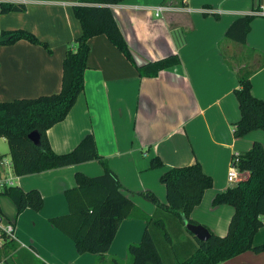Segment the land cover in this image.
Instances as JSON below:
<instances>
[{
  "label": "crops",
  "instance_id": "crops-1",
  "mask_svg": "<svg viewBox=\"0 0 264 264\" xmlns=\"http://www.w3.org/2000/svg\"><path fill=\"white\" fill-rule=\"evenodd\" d=\"M16 1L25 5V11L0 15V31H28L46 43L50 52L23 40L0 45V102L56 94L66 46L80 34L71 10L76 0ZM158 6L167 11L155 17ZM256 9L259 15L253 14ZM110 10L136 66L169 56L177 57L178 64L154 77H139L105 37L90 38L83 91L65 118L45 136L54 153L64 154L85 134H91L97 154L133 204L131 217L120 222L105 255L77 254L72 241L48 219L67 213L63 192L75 186L74 175L98 176L100 165L89 161L15 176L16 187L36 190L42 206L38 212L25 209L16 216L13 203L0 196V215L13 228L6 264L128 262L125 248L140 241L143 218L154 210L139 193L150 192L164 204L160 174L194 163L211 178L212 185L188 218L222 237L232 209L212 207L211 200L233 185L226 180L233 155L245 152L253 142L264 148L262 131L239 139L232 136L238 120L233 95L237 77L248 75L251 96L264 97V0H123ZM249 14L255 16L244 44L225 39L228 26ZM7 155V144L0 138V159ZM153 157L159 159L161 168L148 169ZM247 175L239 172V180ZM176 238L174 252H169L172 259L187 255L196 245L182 223ZM263 243L264 226L252 237L253 245ZM219 264H264V252H244Z\"/></svg>",
  "mask_w": 264,
  "mask_h": 264
},
{
  "label": "trees",
  "instance_id": "trees-1",
  "mask_svg": "<svg viewBox=\"0 0 264 264\" xmlns=\"http://www.w3.org/2000/svg\"><path fill=\"white\" fill-rule=\"evenodd\" d=\"M122 1L76 0L71 10L79 23L80 34L67 44L64 51L59 91L33 99L0 102V138L7 144L12 173L16 177L89 161H96L100 165L102 173L98 176L74 175L75 186L63 192L67 213L48 219L53 228L72 241L77 254L88 253L97 257L106 254L120 222L131 217L133 204L124 195L116 175L97 154L91 134H85L69 152L56 154L50 149L45 132L65 118L83 91V72L90 38L105 37L134 67L139 77H154L159 71L178 64L174 56L141 66L133 63L110 10V7ZM24 11L23 3L0 0V15ZM254 16L249 14L235 19L225 30L224 38L244 44ZM0 36L7 38L0 45L23 40L50 52L46 43L22 29L0 31ZM233 95L238 108L233 138H242L252 131L264 133V97L256 99L251 96L248 75L237 77V88L233 90ZM31 132L38 135L37 145L27 139ZM161 167L156 157L149 160L148 169ZM235 168L240 173L246 172L247 177L216 193L211 200L212 207L226 205L232 209L224 236L207 231L209 237L206 241L195 240L196 245L187 255L181 253L182 256L176 255L174 259L169 255L175 247L172 237L176 238V230L181 233L182 221L196 225L188 216L200 203L203 193L211 188L212 181L201 171L198 163L162 172L158 181L164 187V204L159 203L150 192L139 193L154 206V210L150 216L143 218L140 241L126 246L129 264H219L244 252H264V243L257 246L252 244L253 235L264 226L263 146L253 142L248 150L236 156ZM0 196L7 197L13 203L16 216L25 209L38 212L42 206L41 197L34 189L22 191L17 187L6 188L0 191ZM167 227L172 233L166 232ZM1 235L12 242L3 232ZM166 246L167 249H164ZM112 262L118 264L115 259ZM3 264H6L5 261Z\"/></svg>",
  "mask_w": 264,
  "mask_h": 264
},
{
  "label": "built area",
  "instance_id": "built-area-1",
  "mask_svg": "<svg viewBox=\"0 0 264 264\" xmlns=\"http://www.w3.org/2000/svg\"><path fill=\"white\" fill-rule=\"evenodd\" d=\"M167 11L165 6H158L154 9V16L157 17L159 13ZM253 14L259 15L260 12H254ZM236 154L232 156L229 163L226 180L230 184H234L239 180V172L235 168L236 164ZM15 175L12 173L11 163L9 159H0V191L6 188L16 187ZM1 232H3L9 239L12 238L13 228L10 224L0 226ZM0 264H3L0 263Z\"/></svg>",
  "mask_w": 264,
  "mask_h": 264
},
{
  "label": "water",
  "instance_id": "water-1",
  "mask_svg": "<svg viewBox=\"0 0 264 264\" xmlns=\"http://www.w3.org/2000/svg\"><path fill=\"white\" fill-rule=\"evenodd\" d=\"M7 38L0 36V44L6 42ZM27 139L33 144H38V135L36 132H31L27 135ZM183 228L187 231L195 240L204 242L208 239L209 234L207 230L201 225H193L182 221Z\"/></svg>",
  "mask_w": 264,
  "mask_h": 264
},
{
  "label": "rangeland",
  "instance_id": "rangeland-1",
  "mask_svg": "<svg viewBox=\"0 0 264 264\" xmlns=\"http://www.w3.org/2000/svg\"><path fill=\"white\" fill-rule=\"evenodd\" d=\"M262 133V132H261ZM5 159H9L8 155L5 157ZM144 199V198H143ZM145 200V199H144ZM4 201H6L4 199ZM7 202V201H6ZM8 203V202H7ZM9 204V203H8ZM7 220L5 219V217L1 216L0 218V226H4L6 225ZM168 231V233H172V231L170 230L169 227H167L166 232ZM172 241L173 243H177L178 242V238L172 237ZM136 244V243H135ZM163 244V243H162ZM167 249V246L164 248ZM11 250V245L10 242L8 241V239H5L2 235H1V230H0V263L4 262V259L6 257V255L9 253V251ZM126 250V248H125ZM161 250V249H160ZM168 252V250H167ZM126 254V252H125ZM126 256V255H125ZM123 259H117V263L118 264H129V259L128 262H125ZM111 261V260H110ZM108 264H113V262L111 261V263Z\"/></svg>",
  "mask_w": 264,
  "mask_h": 264
}]
</instances>
